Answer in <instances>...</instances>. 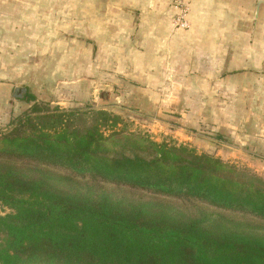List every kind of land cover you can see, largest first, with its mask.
<instances>
[{"label":"trees","instance_id":"obj_1","mask_svg":"<svg viewBox=\"0 0 264 264\" xmlns=\"http://www.w3.org/2000/svg\"><path fill=\"white\" fill-rule=\"evenodd\" d=\"M15 91L28 106L0 130V203L10 209L0 214V264H264V234L224 216L38 165L262 218L263 178L186 144L127 133L107 110L52 107L27 86Z\"/></svg>","mask_w":264,"mask_h":264},{"label":"crops","instance_id":"obj_2","mask_svg":"<svg viewBox=\"0 0 264 264\" xmlns=\"http://www.w3.org/2000/svg\"><path fill=\"white\" fill-rule=\"evenodd\" d=\"M187 1L189 27L172 34L173 0H0V66L21 64L34 47L48 75L70 80L120 73L131 90L171 73L198 96L184 109L196 113L193 125L206 111L230 155L264 159V0ZM14 77L0 69L4 102L19 89Z\"/></svg>","mask_w":264,"mask_h":264},{"label":"rangeland","instance_id":"obj_3","mask_svg":"<svg viewBox=\"0 0 264 264\" xmlns=\"http://www.w3.org/2000/svg\"><path fill=\"white\" fill-rule=\"evenodd\" d=\"M55 2L59 4L58 0H55ZM54 15H56V20L59 19V22L63 21L64 15L62 16V14L56 13ZM173 19L174 14L170 22V32L172 34L175 31L188 29L176 27ZM63 34L66 33L63 32L58 37L62 38ZM44 46L46 47V44ZM26 49L28 51L24 49V57L21 64L11 63L7 65L8 67L0 66V69L12 67L15 75L12 82L16 83L19 88L27 86L36 95L38 100L49 102L52 107L60 106L65 109L93 108L95 110H107L120 116V121L116 128L124 130L127 133L147 137L156 142L165 141L186 144L194 148L198 153L214 155L239 168L247 169L264 179V159L250 158L241 154L240 157L230 155L224 146V142H222L225 140V134L221 133V129L217 128L218 124L213 122V120L206 121L205 117L208 115V112H202V118L198 125L192 124V116L196 115V113L184 110L187 108L186 104L188 102L186 101H189L187 98L191 93L188 90H186L188 95L184 93V87H179L180 85H178V82L176 83L173 74L168 73L161 80L138 79L131 86V90L127 85L130 82L122 79L119 76L120 73L114 72L112 76L115 81L106 80L103 78L105 76L103 73L102 76L100 75L102 77L100 82L92 76H86V79H84L82 78L83 75L80 77L74 76L75 78L70 80L51 74L48 75L47 68L51 64H47L43 56L40 57L43 61L33 59L34 57H31V53L34 51V47ZM39 50L41 51L40 47ZM61 65L59 64V67ZM6 80L7 78H0V82ZM85 88L88 90H85ZM2 96L0 93V130L6 127L12 117L28 106L26 103L14 99L11 95L4 102ZM189 98L197 99L198 96L196 94L190 95ZM88 121H91L90 118H88ZM105 132H108L107 129ZM233 144L237 145V143ZM122 154L128 156L134 154L146 156L145 154L135 153L133 151H124ZM38 166L54 174L71 176L76 182L83 185L101 186L117 195L170 202L190 213H196L198 208L212 211L217 217L224 216L226 218L224 221L227 224L230 221L229 225L235 228H239L248 233L264 234V218L255 214L219 208L194 198H174L131 186L116 185L86 176H74L62 167L50 165ZM9 211V208L0 203L1 215Z\"/></svg>","mask_w":264,"mask_h":264},{"label":"built area","instance_id":"obj_4","mask_svg":"<svg viewBox=\"0 0 264 264\" xmlns=\"http://www.w3.org/2000/svg\"><path fill=\"white\" fill-rule=\"evenodd\" d=\"M172 6L174 8L173 23L176 27L186 29L189 26L188 13L189 6L187 0H173Z\"/></svg>","mask_w":264,"mask_h":264},{"label":"water","instance_id":"obj_5","mask_svg":"<svg viewBox=\"0 0 264 264\" xmlns=\"http://www.w3.org/2000/svg\"><path fill=\"white\" fill-rule=\"evenodd\" d=\"M20 90L24 91V90H25V88H21Z\"/></svg>","mask_w":264,"mask_h":264}]
</instances>
